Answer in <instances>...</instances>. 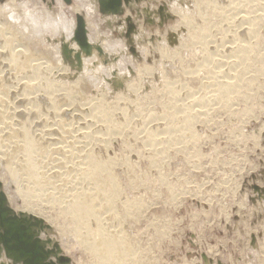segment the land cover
Here are the masks:
<instances>
[{"label":"rangeland","instance_id":"374dc122","mask_svg":"<svg viewBox=\"0 0 264 264\" xmlns=\"http://www.w3.org/2000/svg\"><path fill=\"white\" fill-rule=\"evenodd\" d=\"M200 1L218 5V13L207 10ZM230 1L188 0L189 4L194 5L191 15H178V17L166 12V5H163L164 13L160 14L158 8L160 6L156 0L150 2L144 0L145 5L158 8L156 11H150V6H145L143 11L147 14L144 17L137 16L139 8L132 9L133 12L129 9L131 5L126 7L123 15L133 16L126 17L128 30L129 26L134 27L130 28L129 36L127 33L124 35L132 45L130 51L138 58L137 75L133 71L130 80L114 77L109 81L108 89H101L99 92L94 91L86 81L75 79L76 76L73 74L79 67V54L76 61H73L67 45L62 46L65 63L58 65L49 51L26 40L15 27L4 28L5 36L9 37L12 34L13 38L17 39L12 49L14 48L15 53L20 52L18 55L20 62L28 61L26 65L30 67L26 68L24 79L18 70L16 72L8 67L9 63L7 61L5 63L4 58L0 60V72L3 70L1 74L6 77L5 87L7 86L8 90L4 101L0 103L2 104L0 110L8 111L9 117L6 121L13 119L16 122L18 120L17 123L20 122V125L11 122L10 125L5 124V126L0 123V126L8 127L6 133L9 132V128L18 130L17 132L22 130L17 138L10 137L9 133H1L0 130V161L5 171L0 169V174L3 175H0L3 178H0L2 189L17 211L26 206L25 198L32 201L34 205L26 206L27 211H22L35 214L51 225L47 230L61 244L62 252L71 260L69 264H99L98 258L78 239L74 219L63 212L65 203L72 201V197L69 196L70 185L79 189L86 188L88 192L90 189L93 191L95 189L91 178L73 179L79 167L77 169L76 166L71 165L65 167V170L62 169L68 177L65 174L49 171L54 156H58L50 151L53 141L51 143L49 138L50 136L54 138L55 135L58 145L70 143V149L74 150L73 155L70 154L69 157L72 163L81 161L82 157L77 158V155L81 152L83 155L85 151L91 152L98 161L112 163L120 192L111 211L107 206L102 205L100 207L103 209L97 206L96 211L104 216L107 225H110V230L113 227V232L122 231L133 247L136 261L129 264H224V261L229 260L232 264H245L239 257L249 244L255 245L259 239L261 247L264 248V0H232L234 4ZM140 2L141 0L136 2L137 5ZM168 14L173 19L168 18ZM244 14L253 20L250 22L249 19L246 23L241 21L244 19ZM154 16L159 17L156 20ZM133 18L142 29L150 32L154 30L164 35L167 41L166 46L159 43L152 44L158 39L153 36L145 60L139 57L132 42V33L138 30ZM187 18H190L192 24L186 21ZM227 22L231 23L227 24ZM202 26L207 28L205 31L207 37L204 35L203 41L193 39L190 35L196 29L200 30ZM247 26L250 29L252 27L248 33H246ZM241 41L243 44L253 46L248 60L243 65L240 61L237 62L235 67L224 65L222 63L224 59L226 58L227 61L232 56L230 49H226L225 45L228 47L231 42L240 44ZM236 44L234 46L238 45ZM222 45L226 50L222 49ZM84 48L82 47L83 50H89ZM215 49L216 52L219 51L218 53L224 51V55H215ZM206 52L222 59L218 61L219 59L211 57V54L210 59ZM229 53L231 56L228 55ZM4 56L7 57L6 54ZM222 56L225 58L223 59ZM206 57L210 60L208 58L206 60ZM235 59L232 56L228 62ZM168 61L174 65V71L160 67ZM215 62H220L217 63L220 67ZM36 66L37 76L28 75V78L27 73L32 74ZM230 66L236 69L231 68V71ZM221 69L225 72L226 70L231 71L230 73L236 72L233 81L238 83L236 88L239 90L232 94L233 97L230 99L232 102L225 105L218 103L211 96L214 93L213 89L217 88L216 83L221 84L230 76L225 77V73L221 71V75L224 74L226 79L221 77L219 74ZM158 71L161 72L162 79L161 76L156 75ZM215 73L220 76L216 77ZM253 75L257 77L254 76L250 84L249 79ZM210 80L214 81L213 84L209 83ZM25 82L28 86L27 84L24 86ZM52 82L55 83L50 93L49 86ZM68 92H72L69 102L71 101L73 106L71 105L70 109L65 100ZM25 93L27 95H24ZM49 94L55 97L57 105L59 104L58 110L64 111L65 114L60 112L64 116L54 114L53 108H50V104L45 99ZM208 97L209 100L205 101ZM95 103L103 105L108 113V116L103 118V123L97 124L92 118L90 120L91 114L87 116L90 112L88 109ZM34 107L40 109L41 113L34 110L38 115L28 116L29 113L25 110ZM208 108L211 110L209 111ZM71 109L76 110L74 113L79 111L80 114L83 113L80 111H84L83 114H87V117L83 119L82 114L79 118L76 116L73 118L75 114ZM65 110L68 112L66 113ZM21 114L25 116L22 117ZM188 115L192 117L187 119ZM55 116L59 117L55 118ZM0 119L3 120L2 117ZM54 119L55 121L57 119L56 123L60 125H56ZM86 119L88 123H85ZM91 123H95L97 128L101 125L111 128L109 135L105 133L108 141L102 140L98 132L83 138L84 132H93L96 129L95 124ZM50 125L57 129L60 126L62 129L60 128L59 131H62V134L49 135L45 130H48ZM86 125L91 127L88 128ZM23 127L25 129H20ZM190 130H192L191 134ZM22 133H25L24 136ZM43 133L47 135L43 136ZM26 136H30L36 144L29 155L22 145L25 144ZM78 139L82 140L80 144L74 142V140L79 142ZM27 157L36 164L37 177L27 171L25 166ZM85 161L79 166H88ZM61 167L62 165L57 169ZM12 180L15 181L14 184ZM71 189L73 190L74 187L71 186ZM103 211L106 212L102 214ZM93 226V221H90L91 229ZM261 264H264V257Z\"/></svg>","mask_w":264,"mask_h":264},{"label":"bare ground","instance_id":"6f19581e","mask_svg":"<svg viewBox=\"0 0 264 264\" xmlns=\"http://www.w3.org/2000/svg\"><path fill=\"white\" fill-rule=\"evenodd\" d=\"M248 1V0H247ZM146 2V1H145ZM149 2H150V0H149ZM200 2H202V1H200ZM227 2V1H226ZM230 2H233L232 0L230 1ZM236 2V1H235ZM241 2V1H240ZM243 2H245V1H243ZM213 3V2H212ZM212 3H209V2H207L206 3V1L205 2H202V4L201 5H204V6H206L207 7V10H211V12H214V13H218V5H213ZM205 4H207V5H205ZM224 4V3H223ZM233 4H234V2H233ZM239 4V3H238ZM220 5V4H219ZM132 6V5H131ZM203 6V7H204ZM224 6V5H223ZM226 6V5H225ZM234 6V5H233ZM227 7V6H226ZM232 7V6H231ZM240 7V6H239ZM260 7V6H259ZM128 8V7H127ZM220 9V8H219ZM223 9V8H222ZM232 9V8H231ZM234 9H236V8H234ZM129 10V9H128ZM224 10V9H223ZM241 10V9H240ZM243 10H246V9H243ZM166 13V12H165ZM228 13V12H227ZM235 13V12H234ZM240 13V12H239ZM147 14V13H146ZM236 15V14H235ZM251 15V14H250ZM249 15V16H250ZM258 15H259V13H258ZM230 16V15H229ZM256 16V15H255ZM185 17H187V16H185ZM239 17V16H238ZM262 17V16H261ZM2 20H4V21H0V60L2 59V58H4L5 59V63H6V61L9 63V64H7L8 65V67H10L11 68V70H14V71H16L17 72V70H18V73L20 74V76L22 77V78H24V76H25V70H26V68H28V67H30V66H27L26 64H27V59H26V61L27 62H23V61H21L20 62V59L18 58L19 56L18 55H20V52H17V53H15L14 52V48L12 49V47H14V45H13V43L14 42H16V40L17 39H14L13 38V36H12V34L8 37V36H5L4 34H6L5 33V27H6V29H10V28H14V26L13 25H11V24H9V23H7V21L3 18V17H0ZM184 18V17H183ZM228 18V17H227ZM226 18V19H227ZM232 18V17H231ZM241 18H242V15H241ZM240 18V19H241ZM244 19H241V21L243 20L245 23H246V21H248L249 19H251L250 17H248L247 16V14L245 15L244 14V17H243ZM150 19V18H149ZM184 19H186V18H184ZM188 20H186V21H188V23L190 22V18H187ZM229 19V18H228ZM255 19H257L256 17H255ZM254 19V20H255ZM253 20V18L251 19V20H249L250 22ZM186 21H184V22H186ZM240 21V20H239ZM244 22H241V23H243L244 24ZM191 24H192V22H190ZM229 23H231V22H229ZM228 22H227V24H229ZM238 24V23H237ZM248 24V23H247ZM246 24V25H247ZM239 25H240V22H239ZM207 26V25H206ZM241 26V25H240ZM8 27V28H7ZM130 28L131 27H134V26H129ZM248 28L246 29V33H248L251 29H252V27H251V29L249 28V26H247ZM206 29L207 28H205L204 26H202V28L200 29V30H197L196 29V31H194L190 36H192V38L193 39H195V40H204V35L206 34L205 33V31H206ZM242 30V29H241ZM244 30H245V28H244ZM255 30H257V29H255ZM3 31H4V33H3ZM235 32V31H234ZM244 32V31H243ZM9 33V32H8ZM236 33H237V31H236ZM253 33H254V31H253ZM253 33H251V34H253ZM251 34H249V35H251ZM235 35H237V34H235ZM244 35H245V33H244ZM257 35V34H256ZM255 35V33H254V36H256ZM206 36V35H205ZM225 36H226V34H225ZM207 37V36H206ZM236 37V36H235ZM225 39L226 38H224V41H225ZM228 39H230V38H228ZM228 39L226 40V41H228ZM236 39V38H235ZM234 39V40H235ZM233 40V41H234ZM238 41V40H237ZM236 41V42H237ZM221 42H223L222 40H221ZM199 43H201V42H199ZM232 43H234V42H231V47L230 46H228L227 47V45H225L226 46V49L228 48V49H230V53H231V55L233 56V58H236L235 60H232V61H229L228 62V60H230V58L232 57L231 55H230V53L228 54L229 56H231V57H227L228 55H226L225 57H227L228 58V60L226 61L225 59V57H223V59H224V61L222 62L224 65H231V66H234L235 67V65L237 66V62H241L242 63V65H243V63L245 62V61H247L248 60V58H249V55H250V53H251V51L253 50L252 48H253V46H248L249 44H243L242 43V41H241V43L239 44V43H234V45L236 44L237 46H234ZM202 44V43H201ZM13 45V46H12ZM24 45V44H23ZM220 45V44H219ZM251 45V44H250ZM214 46V45H213ZM18 47V46H17ZM206 47V46H205ZM219 46H217V48H218ZM223 47V48H222ZM222 49H225L224 48V46L222 45ZM237 47V48H236ZM20 48H21V46H20ZM85 48H87V49H89V50H84V52L85 51H87V52H91V46L89 45V44H87V46L85 47ZM84 48V49H85ZM164 49V48H163ZM206 49H208L207 47H206ZM225 49V50H226ZM204 50V49H203ZM24 51V50H23ZM206 51V50H205ZM213 51V50H212ZM212 51H209V52H212ZM217 50L215 49V52H216ZM223 51V50H222ZM229 51V50H228ZM7 52H9V54H7ZM219 52V51H218ZM218 52H216L215 53V55H218L219 56V54H221V55H224L223 53H225L224 51L223 52H221V53H218ZM86 53V52H85ZM207 53V52H206ZM214 53V52H213ZM4 54H6V56L7 57H5L4 56ZM203 54H204V52H203ZM211 53H207V56H209ZM4 56V57H3ZM22 56V55H21ZM204 56V55H203ZM212 56H214V55H212L211 54V57ZM214 57H216V58H218L217 56H214ZM22 58V57H21ZM79 58V57H78ZM207 58L208 57H206V60H207ZM209 58H210V56H209ZM208 58V59H209ZM211 59V58H210ZM209 59V60H210ZM219 60L218 61H220V59H222V58H218ZM3 60V59H2ZM22 60V59H21ZM32 60V59H31ZM215 60V59H214ZM213 61V60H212ZM216 61V60H215ZM210 62V61H209ZM4 63V64H5ZM216 63V62H215ZM218 63V62H217ZM216 63V65H218V64H220V62L217 64ZM222 63H221V65H222ZM247 63V62H246ZM44 64V63H43ZM240 63H238V65H239ZM224 65H222L221 67H223ZM248 65V64H247ZM251 65V64H250ZM3 66V65H2ZM48 66V65H47ZM219 66V65H218ZM230 66V68L229 69H231V68H233V69H236V68H234V67H231ZM257 66V65H256ZM44 67V66H43ZM217 67V66H216ZM220 67V66H219ZM218 67V68H219ZM240 67V66H239ZM246 68H248L247 66H245ZM9 68V69H10ZM37 66H36V69H34V71L32 72V74L30 75V74H28L27 73V76L29 75V76H37ZM45 68V67H44ZM211 68V67H210ZM225 68V67H224ZM245 68V69H246ZM258 68V67H257ZM1 69V68H0ZM32 70H33V68H31ZM237 69H238V67H237ZM264 69V68H263ZM4 70H5V68H4ZM40 70V69H39ZM8 71V70H7ZM13 71V72H14ZM210 71H212V69L210 70ZM221 71H223L222 69L220 70V75H221ZM231 71H232V69H231ZM231 71H227L226 70V72L225 71H223L224 73H225V77H228L229 75V78H227V81H224V82H222V80L220 81V82H222L221 84H219V83H216V85H217V88L214 90L213 89V91H214V93L211 95L216 101H218V103L220 102V103H222L223 105H225V104H228L231 100V98L233 97L232 96V94L234 95V93H237V91H239L237 88H236V85L238 84H236L235 83V81H233V80H235V78H236V76H235V74H236V72L234 73V72H232V73H230ZM1 72H3V70H1ZM1 72H0V103L2 102V101H4V98H5V96H7V94H8V90L6 89V87H5V83H6V77H4V74H1ZM40 72V71H39ZM38 72V73H39ZM215 71H213V73H214ZM227 72H229V73H227ZM264 72V71H263ZM17 73V74H18ZM216 73H217V71H216ZM216 73H215V75H216ZM241 73V72H240ZM262 73V72H261ZM12 74V73H11ZM212 74V73H211ZM210 74V75H211ZM256 74V73H255ZM6 75V74H5ZM10 75V74H9ZM215 75H214V77H215ZM218 75V74H217ZM216 75V77H219L220 75H218L217 76ZM223 75H221V77H224ZM228 75V76H227ZM239 75V74H238ZM11 76V75H10ZM29 76H28V78H29ZM241 76H242V74H241ZM245 76V75H244ZM243 76V77H244ZM254 76H256L257 77V75H253L252 77H250V84H251V81H253V78H255ZM14 77V76H13ZM12 77V78H13ZM212 77V76H211ZM224 77V78H225ZM246 77V76H245ZM10 78V77H9ZM17 78V77H16ZM21 78V79H22ZM26 78V77H25ZM24 78V79H25ZM210 78V77H209ZM238 78V77H237ZM242 78V77H241ZM240 78V79H241ZM20 79V80H21ZM23 79V80H24ZM222 79V78H221ZM226 79V78H225ZM8 80V79H7ZM27 80V79H26ZM220 80V79H219ZM218 80V81H219ZM19 81V80H18ZM29 81V80H28ZM14 82V81H13ZM20 82V81H19ZM213 82L214 81H212L211 82V80H210V82L209 83H212L213 84ZM217 82V81H216ZM243 82V81H242ZM244 82H246V81H244ZM255 82V81H254ZM54 83L55 82H52L51 84H50V93H51V90L53 89V85H54ZM253 83V82H252ZM20 84V83H19ZM25 85L24 86H26V84H27V86H28V83L27 82H25L24 83ZM247 84V83H246ZM205 85V84H204ZM209 85H211V84H209ZM249 85V84H248ZM15 86V85H14ZM13 86V87H14ZM20 86H22V85H20ZM208 86V85H207ZM211 87H212V85H211ZM245 87V86H244ZM12 88V87H11ZM24 88V87H23ZM26 88V87H25ZM27 89V88H26ZM31 89H32V87H31ZM170 89V88H169ZM243 90V89H242ZM25 91V90H24ZM23 91V92H24ZM170 91V90H169ZM172 91V90H171ZM21 92H22V90H21ZM27 92H29L28 90H27ZM210 92V91H209ZM211 92H212V90H211ZM15 93V92H14ZM20 93H18V95H19ZM12 95V94H11ZM24 95H27L26 93L24 94ZM238 95V94H237ZM15 96H17V95H15ZM66 97L65 98H67V99H65L67 102V106H69V109L71 108V101L69 102V100H71V96H72V92H68L66 95H65ZM210 96V97H211ZM18 97H20V96H18ZM36 98H37V96H35ZM207 97V96H206ZM11 98V97H10ZM24 98V97H23ZM35 98V99H36ZM44 98H45V96H44ZM203 98V97H202ZM14 99H15V97H14ZM33 100H34V97L32 98ZM46 99V101H48V103L50 104V108L52 109L53 108V112H54V114H56V115H59L60 117H62V116H64V115H62L61 113L62 112H64V111H60V110H58V105H57V102H56V99H55V97H53L51 94H49V96L48 97H46L45 98ZM206 100L205 101H207V100H209V97L208 98H205ZM211 99V98H210ZM31 100V99H30ZM38 100V99H37ZM64 100V101H65ZM203 100V99H202ZM212 100V99H211ZM210 100V101H211ZM215 100H212V102L214 101L215 102ZM43 101V100H42ZM46 101H45V103H46ZM200 101H201V99H200ZM10 102V101H9ZM26 102H27V100H26ZM29 102H32V101H29ZM39 102V101H38ZM232 102V101H231ZM73 103V102H72ZM92 103V102H91ZM32 103H30V105H31ZM40 104H41V102H40ZM43 104V103H42ZM96 104V103H95ZM92 104V106L90 107V109H88V110H90V112L88 113V115L87 116H89V114H91L90 115V120H91V118L93 119V120H95L96 121V123L98 124V123H103V118H106L107 116H108V113L104 110V108H103V105L102 106H100V104L98 105V104ZM209 104V103H208ZM207 104V105H208ZM0 105H2V104H0ZM19 105V104H18ZM45 105V104H44ZM43 105V106H44ZM210 105V104H209ZM211 105H213V104H211ZM220 105V104H219ZM34 106H36V105H34ZM63 106V105H62ZM65 106V105H64ZM66 106V107H67ZM73 106V105H72ZM218 106V105H217ZM21 107V106H20ZM49 107V106H48ZM225 107H227V106H225ZM1 108V107H0ZM9 108V107H8ZM25 108V107H24ZM23 108V109H24ZM60 108V107H59ZM62 108H64V107H62ZM76 108V107H75ZM129 108V107H128ZM211 108V107H210ZM210 108H208V110L210 109ZM2 109H3V107H2ZM17 109V108H16ZM21 109V108H20ZM42 110H43V108H41ZM5 110V109H4ZM19 110V109H18ZM25 110V109H24ZM23 110V111H24ZM34 110H36L37 112H39V113H41L39 110L40 109H36L35 107H34V109H29V108H27L25 111L27 112V113H29L28 114V116L29 115H31L32 114V116L33 117H35V115L37 116L38 114L37 113H34ZM46 110V109H45ZM63 110V109H62ZM67 110V109H66ZM65 110V111H66ZM72 111H73V113L76 111V110H78V108L74 111L73 109H71ZM211 110V109H210ZM209 110V111H210ZM7 110H5V111H1L0 110V117H2V121H0V123H2V124H4V126H5V124H7V125H10L11 124V122H16V121H14L12 118V120H9V121H6L7 119H8V117H9V113H8V111L6 112ZM17 111V110H16ZM24 111V112H25ZM48 111V110H47ZM52 111V110H51ZM59 111V112H58ZM108 111V110H107ZM127 111V110H126ZM125 111V112H126ZM203 111H205V110H203ZM11 112V111H10ZM19 112V111H18ZM20 112H22V111H20ZM61 112V113H60ZM68 111H66V113H67ZM79 112V111H78ZM78 112H76V113H74L75 115L73 116V118L76 116V118L78 117L79 118V116H81L83 113L85 114V112L84 111H80L82 114H80V113H78ZM110 112V111H109ZM13 113V112H12ZM16 113V112H15ZM23 113V112H22ZM58 113H60V114H58ZM72 113V114H73ZM129 113V112H128ZM209 113V112H208ZM25 114V113H24ZM24 114H21L22 115V117H23V115ZM33 114H35V115H33ZM64 114H65V112H64ZM70 114V113H69ZM83 114V115H84ZM202 114H204V112L202 113ZM14 115V114H13ZM16 115H18L17 113H16ZM27 115V114H26ZM62 115V116H61ZM86 115H84V116H82L83 117V119H85L87 116ZM12 116V115H11ZM25 116V115H24ZM59 116H55V118L56 117H59ZM66 116V115H65ZM70 116V115H69ZM86 116V117H85ZM16 117H19V116H16ZM40 117H41V115H40ZM71 117H72V115H71ZM85 117V118H84ZM190 117H192V116H190V115H188L187 116V119L188 118H190ZM21 118V117H20ZM26 118V117H25ZM64 118V117H63ZM81 118V117H80ZM123 118V117H122ZM5 119V120H4ZM10 119V118H9ZM35 119H37V118H35ZM34 119V120H35ZM58 119V118H57ZM57 119H56V121H55V119H54V121H55V123L57 122ZM72 119V118H71ZM126 119V118H125ZM1 120V119H0ZM15 120H17L16 118H15ZM21 120V119H20ZM43 120V119H42ZM48 120V119H47ZM73 120V119H72ZM80 120H82V118L80 119ZM103 120V121H102ZM41 121V120H40ZM39 121V122H40ZM44 121V120H43ZM59 121V120H58ZM74 121H75V119H74ZM85 121V123H88L89 121L86 119V120H84ZM17 122H18V120H17ZM16 122V123H17ZM45 122H46V120H45ZM49 122V121H48ZM47 122V123H48ZM66 122V121H65ZM72 122V121H71ZM70 122V123H71ZM91 122V121H90ZM94 122V121H93ZM109 122V121H108ZM20 123V122H19ZM19 123H17V124H19ZM28 123V122H27ZM46 123V124H47ZM55 123H54V125H55ZM123 123V122H122ZM121 123V124H122ZM1 124V125H2ZM16 124V125H17ZM34 124V123H33ZM38 124V123H37ZM42 124H44V123H42ZM49 124V123H48ZM47 124V125H48ZM92 125L93 124H95V123H91ZM20 125V124H19ZM46 125V126H47ZM56 125H60L59 123L57 124L56 123ZM89 125V124H88ZM108 125V124H107ZM4 126H0L2 129H0L1 130V133L2 132H5V131H7L8 130V127H4ZM22 126V125H21ZM32 126V125H31ZM40 126H41V124H40ZM52 125H50V127H51ZM66 126V125H65ZM74 126V125H73ZM87 126V125H86ZM97 125L95 124V128L96 129H94L93 130V132H91V131H86V132H84L83 133V138H88V137H90L91 135H92V133H96V132H98L99 133V137L102 139V140H106V139H108V137L106 138V136H105V133H108V135L110 134L109 133V131L111 130V128H109L108 126L106 127V126H103V125H101V126H103V127H101V126H99L98 128L96 127ZM16 127H18V126H16ZM49 127V126H48ZM49 127V129L48 130H45V131H47V133L49 134V135H55V134H58V133H60V134H62V131L60 132L59 130H61L62 128L59 126L58 127V129H57V127H51L50 128ZM84 127H85V125H84ZM88 127V126H87ZM89 127H91V126H89ZM88 127V128H89ZM93 127V126H92ZM33 128V127H32ZM61 128V129H60ZM87 128V129H88ZM189 128V127H188ZM20 129H25L24 127L23 128H20ZM45 129H47L46 127H45ZM64 129V128H63ZM66 130V129H65ZM18 130H15V129H13V128H9V132H5L6 134H8L9 133V136L10 137H15V138H17V136H18V134L19 133H21L22 132V130L21 131H19V132H17ZM36 131V130H35ZM43 131H44V128H43ZM44 131V132H45ZM67 131V130H66ZM23 132H25V131H23ZM36 132H38V131H36ZM65 132V131H64ZM63 132V133H64ZM78 132V131H77ZM47 133L45 134V133H43L44 135L43 136H45V135H47ZM112 133V132H111ZM186 133V132H185ZM190 134L192 133V130H190V132H189ZM23 134V133H22ZM25 134V133H24ZM24 134H23V136H24ZM30 134V133H29ZM74 134V133H73ZM4 135V134H3ZM32 135V134H31ZM49 135L47 136V137H49ZM101 135V136H100ZM107 135V134H106ZM21 136V135H20ZM56 136V135H55ZM55 136H54V138L53 137H51L50 136V138H49V140L51 141V143H52V141H53V147L50 149V151L52 152V154H58V156H54V159H53V165H50V167H49V171L50 172H58V173H61L62 175H64L65 173V171H62V169H64L65 170V167H67V166H73V167H75V168H77V167H79V171H76L77 173H75L76 174V176H75V178H73V179H76V180H78V179H80L81 180V178L83 177H85V178H91V180H92V185H93V188L95 189L94 191H93V189H90V188H88V189H90V192H88L87 191V189L85 188V189H82V188H76V186H73V185H70V195L69 196H71L72 197V201L71 200H69V201H71V202H68L67 204L65 203V205H64V207H63V212L64 213H66L67 215H70L73 219H74V221H75V223H76V225L74 226L75 227V233H76V235H77V237H78V239L80 240V242L92 253V254H94L97 258H98V260H99V264H129L130 262H133L134 260H135V258H136V255H135V251L133 250V247L129 244V242H128V240L126 239V236L123 234V232L122 231H118V232H113L112 230H113V227L111 228V230H110V228H109V226L107 225L108 223H106V221H105V219L96 211V207L97 206H99L100 207V205H102L103 207H108V209L111 211L112 210V207H114V204H115V202H116V198H117V196H118V194H119V189H118V187H117V183H116V177H115V175H114V172H113V170H112V168H113V166H112V163L111 162H101V161H98L97 159H96V157L91 153V152H88V151H85L86 153H84L83 155H81L82 154V152L79 154V155H77L78 157L77 158H79V157H82V159H81V161H79L78 163H75V161L72 163L71 162V160H69V157H71V155L70 154H72V152L74 151V150H71L70 149V146L71 145H69V144H66V143H63V144H60V145H58V143L55 141L56 140V138H55ZM71 136V135H70ZM105 136V137H104ZM22 137V136H21ZM34 137H35V135H34ZM63 137V136H62ZM73 137V136H72ZM80 137H81V135H80ZM26 139H25V144H22L23 146H24V149H25V152H26V154H30L33 150H34V148L36 147V144H35V142L33 141V139H31L30 138V136L29 137H25ZM41 138V137H40ZM42 138H45V137H42ZM68 138V137H67ZM66 138V139H67ZM7 139H9V138H7ZM22 139H23V137H22ZM38 139V138H37ZM46 140L48 139V138H45ZM44 139V140H45ZM12 140V139H11ZM14 140V139H13ZM39 140V139H38ZM79 140V142L77 141V140H74V142L75 143H79L80 144V140L81 139H78ZM91 140H93V139H91ZM157 141H158V139H156ZM55 141V142H54ZM82 141V140H81ZM97 141V140H96ZM106 141H108V140H106ZM166 141H167V139H166ZM20 142V141H19ZM23 142H24V139H23ZM65 142V141H64ZM87 142V141H86ZM98 142V141H97ZM104 142V141H103ZM159 142V141H158ZM47 143V142H46ZM85 143V142H84ZM88 143H90V141L88 142ZM92 143H94V142H92ZM20 144V145H21ZM40 144V143H39ZM72 144V143H71ZM83 143H81V145H82ZM19 145V146H20ZM44 145H46V144H44ZM78 145V144H77ZM73 146V145H72ZM90 146V145H89ZM80 147H82V146H80ZM40 148V147H39ZM83 148H85V146L83 147ZM73 149V148H72ZM81 149V148H80ZM19 150V149H18ZM76 150H78V149H76ZM78 151H80V150H78ZM77 151V152H78ZM82 151V150H81ZM83 151V152H84ZM159 151V150H158ZM158 151H157V153H158ZM162 151V150H161ZM23 152V151H22ZM6 153V152H5ZM48 153H49V151H48ZM75 153V152H74ZM160 153V152H159ZM38 155V154H37ZM73 155V154H72ZM3 156V155H2ZM74 157V156H73ZM6 158H7V156H6ZM37 158H38V156H37ZM76 158V159H77ZM3 159V158H2ZM1 159V160H2ZM75 160V159H74ZM86 160V161H85ZM37 161V160H36ZM87 162V164H88V166H86V167H80L79 165L82 163V162ZM154 161H156V160H154ZM42 162V161H41ZM17 163V162H16ZM1 161H0V169H2V171H3V168H2V166H1ZM51 164V163H50ZM84 164V163H83ZM83 164H81V165H83ZM60 165H62V167L60 168V169H57V168H59V166ZM86 165V164H85ZM16 166V165H15ZM25 166L27 167L26 169H27V171L30 173V174H32V175H34L35 177H37V174H38V172L36 171V164L34 163V161H32L31 159H29L28 157H27V161H25ZM46 166V165H45ZM64 167V168H63ZM73 167H70V169H72ZM14 169V168H13ZM48 169V168H47ZM57 169V170H56ZM70 169H68V170H70ZM78 169V168H77ZM59 170V171H58ZM13 171V170H12ZM72 171V170H71ZM3 172H5V171H3ZM15 172V171H14ZM49 172V173H50ZM73 172V171H72ZM48 173V172H47ZM68 173V172H67ZM0 175H2V174H0ZM29 175V174H28ZM54 175V174H53ZM65 175H67V174H65ZM73 175V174H72ZM3 176V175H2ZM2 176L0 177V178H2ZM61 176V175H60ZM60 176H59V178H60ZM71 176V175H70ZM57 177V176H56ZM67 177H68V175H67ZM67 177H62V178H64L65 180L67 179ZM74 177V176H73ZM49 178V177H48ZM3 179V178H2ZM72 179V180H73ZM69 180V179H68ZM71 180V179H70ZM75 180V181H76ZM87 179H85V181H86ZM1 181V180H0ZM63 181V180H62ZM84 181V180H83ZM65 182V181H64ZM68 182V181H67ZM69 182H71L72 183V181H69ZM77 182V181H76ZM80 182V181H79ZM90 182V181H89ZM75 183V182H74ZM74 183H72V184H74ZM78 183V182H77ZM81 183V182H80ZM91 183H89V185L91 184ZM68 184V183H67ZM66 184V185H67ZM76 184V183H75ZM95 184V185H94ZM3 185V184H2ZM83 185V184H82ZM71 186H72V188L74 187V189L72 190L71 189ZM64 188H66V187H64ZM91 188H92V186H91ZM3 190V189H2ZM4 191V190H3ZM64 191V190H63ZM93 193H92V192ZM5 192V191H4ZM65 192V191H64ZM7 195V194H6ZM16 196H18V195H16ZM15 196V197H16ZM8 198V197H7ZM70 199V198H69ZM9 200V199H8ZM10 203V202H9ZM25 204H26V206H29V205H34V204H32V201L30 200V199H26L25 198ZM123 204V203H122ZM130 204V203H129ZM133 204V203H132ZM11 205V204H10ZM12 206V205H11ZM26 206H24L23 207V209L22 210H26L27 211V208L28 207H26ZM13 207V206H12ZM129 207H130V205H129ZM128 207V208H129ZM14 208V207H13ZM100 208H102V207H100ZM15 209V208H14ZM103 209V208H102ZM16 211H17V209H15ZM22 210H19V211H22ZM107 210V209H106ZM129 210H130V208H129ZM19 211H17V212H19ZM26 211H23V212H26ZM106 212V211H105ZM104 211H103V213L102 214H104L105 213ZM127 212V211H126ZM129 212H131V211H129ZM26 213H28V212H26ZM101 213V212H100ZM28 214H32V213H28ZM116 214V213H115ZM33 215H35V214H33ZM107 215V214H106ZM35 216H37V215H35ZM127 216V215H126ZM38 218H41V217H39V216H37ZM109 217V216H108ZM113 217V216H112ZM105 218H107V217H105ZM41 219H43V218H41ZM126 219V218H125ZM44 220V219H43ZM116 220V219H115ZM45 221V220H44ZM90 221H93V223H94V226H93V228L91 229V227H90ZM109 221V220H108ZM118 221V220H117ZM46 224H48L47 222H45ZM111 223H113V221L111 222ZM120 223V222H119ZM49 226H51V225H49ZM114 226V225H113ZM118 226V225H117ZM116 227V226H115ZM41 237L43 238V239H46L47 237H49V238H51V243H53V242H57V240L56 239H54L52 236H51V233H50V231L49 230H45V231H42L41 232ZM76 237V238H77ZM128 237V236H127ZM51 243H49V244H47V246L48 247H52V244ZM59 246L61 247V253L63 254V255H65L66 256V254H64L62 251V246H61V244L59 243ZM6 256V255H5ZM144 256V255H143ZM142 256V257H143ZM140 257V256H139ZM6 258L8 259V261H9V264H15V262H13V259L12 258H8L7 256H6ZM51 259H53V260H55L56 262H57V259L55 258V257H53V258H51ZM136 261V260H135ZM138 263V262H137ZM17 264H19V263H17ZM21 264V263H20ZM132 264V263H131Z\"/></svg>","mask_w":264,"mask_h":264},{"label":"clouds","instance_id":"9594fccd","mask_svg":"<svg viewBox=\"0 0 264 264\" xmlns=\"http://www.w3.org/2000/svg\"><path fill=\"white\" fill-rule=\"evenodd\" d=\"M156 2L159 6L166 5V12L176 17L191 15L194 7L193 4L188 3V0H156ZM131 5L132 7L129 8L131 10L139 8V15H136L140 17L146 15L143 11L145 6H150L145 5L144 0H141L139 5L136 0H131ZM158 8L150 6L149 10L156 11ZM78 16L83 17L85 21L87 43L92 49L90 55L85 54L81 44L75 39ZM0 17L13 25L26 40L49 51L58 65L65 63L63 45H67L71 51L73 61H76L79 54V67L75 69L73 75L76 76L75 79L86 81L94 91L107 90L109 81L114 77L130 80L133 71L137 75L138 58L130 51L132 45L124 35L128 32L126 17L103 13L101 0H71V3L67 0H0ZM157 17L159 16H154V19L157 20ZM133 20L136 21L134 18ZM136 23L138 30L132 33V42L139 57L145 60L153 36L158 39L152 44L159 43L166 46L167 41L164 35L154 30L150 32L142 29L137 21ZM160 67L167 71L175 70L171 61L161 64ZM156 75L161 76L162 79L160 71ZM12 183L14 184L15 181L12 180ZM7 256L10 257L8 252ZM262 257H264V248L257 239L256 244H249L239 258L245 264H261ZM48 259L52 264H56L51 256ZM0 264H9L3 242H0ZM224 264H232V262L224 261Z\"/></svg>","mask_w":264,"mask_h":264},{"label":"water","instance_id":"95a60500","mask_svg":"<svg viewBox=\"0 0 264 264\" xmlns=\"http://www.w3.org/2000/svg\"><path fill=\"white\" fill-rule=\"evenodd\" d=\"M140 0H136L139 2ZM71 3V0H67ZM131 0H101V11L105 14L123 15L125 8L130 7ZM159 13H164V7H159ZM168 18L173 19L171 15ZM78 29L75 39L82 47L87 46L85 21L78 16ZM130 30V27H129ZM127 35H130V32ZM51 227L45 221L33 214L17 212L9 203L6 193L2 190L0 181V242L5 245L7 252L15 264H52L48 258L55 257L56 264H69L70 258L61 253L58 242L51 243V238L43 239L41 232ZM43 240H41V239ZM51 243L52 247L47 244Z\"/></svg>","mask_w":264,"mask_h":264}]
</instances>
